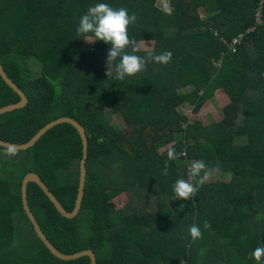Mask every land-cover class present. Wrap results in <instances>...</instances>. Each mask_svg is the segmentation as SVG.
<instances>
[{
	"label": "trees",
	"instance_id": "trees-1",
	"mask_svg": "<svg viewBox=\"0 0 264 264\" xmlns=\"http://www.w3.org/2000/svg\"><path fill=\"white\" fill-rule=\"evenodd\" d=\"M100 2L136 14L131 39L162 36L151 51L133 53L130 45L126 52L146 58L171 51V62L149 60L145 71L123 81L108 77L119 62L106 63L110 45L88 43L76 31L89 6ZM155 2L0 0V60L28 100L24 108L0 115V139L25 143L60 117L84 128L88 152L78 215L62 218L35 183L27 185L40 230L63 255L90 250L96 264H255L254 250L242 249L255 238L256 247L264 243V0L260 8L259 0H170L172 15ZM31 59L41 66L38 77L29 71ZM217 91L229 100L220 122L204 126L180 114L184 104L197 114ZM17 102L19 95L0 75V108ZM106 108L121 116L129 135L105 119ZM169 145L186 156L168 161ZM14 153L0 147V264H90L88 258H54L36 237L20 198L22 178L34 172L72 212L81 158L77 131L56 125ZM194 160H204L208 171L216 169L227 180L205 183L192 200H178L173 186L188 178L186 167ZM165 163L167 176L161 174ZM130 192L141 209L116 210L112 200ZM165 199L175 203L168 216L143 210ZM247 200L253 213L223 234ZM204 221L211 225L207 230ZM193 223L203 231L198 241L189 236Z\"/></svg>",
	"mask_w": 264,
	"mask_h": 264
},
{
	"label": "clouds",
	"instance_id": "clouds-1",
	"mask_svg": "<svg viewBox=\"0 0 264 264\" xmlns=\"http://www.w3.org/2000/svg\"><path fill=\"white\" fill-rule=\"evenodd\" d=\"M162 11L166 15H172L174 9L171 7L170 0H162ZM136 21V14H130L127 8L123 6L113 8L108 3L103 2L89 6L86 13L80 17L76 29L77 35L86 36L87 39L85 41L88 43L100 41L106 45H110L106 63L119 61L115 65L114 72L107 71L106 75L108 77L112 76L116 80L123 81L128 77L136 76L145 71L149 60L161 65H167L171 62L173 55L171 51H164L158 55L149 53L146 58L129 54L125 51L130 45L132 46L133 53L137 51V42L128 35L129 26L135 24ZM8 151L9 155L15 154L11 149ZM183 156H186L185 152H177L173 146L168 147V161L178 160ZM161 174L168 175V163H165ZM208 179L207 163L204 160L192 161L188 170V178H179L175 181L172 190L176 199L183 201L192 200ZM210 227L211 225L207 221H204L203 229L207 230ZM188 232L193 241L203 238L201 226L196 223H193L189 227ZM250 257L255 261V264H264V243L256 247L250 254Z\"/></svg>",
	"mask_w": 264,
	"mask_h": 264
},
{
	"label": "rangeland",
	"instance_id": "rangeland-1",
	"mask_svg": "<svg viewBox=\"0 0 264 264\" xmlns=\"http://www.w3.org/2000/svg\"><path fill=\"white\" fill-rule=\"evenodd\" d=\"M155 6L159 9H162V0H155ZM263 3V0H259L258 5H261ZM199 17L201 19L205 18V13L198 9L197 11ZM168 31H174V29L166 30ZM138 36V35H137ZM162 36L157 35H139L138 37H135L133 39L137 40L136 48L139 51H151L154 48L155 40ZM91 42V41H89ZM40 64L35 61L34 59H31L29 61V71L31 73V76L38 77L40 75ZM185 90V89H184ZM183 89L180 90V92H185ZM229 104L228 98L220 91L215 92L214 96L207 101V103L204 104V106L201 108V110L197 114H192L191 107L188 106V104H184L183 106L179 107L178 110L181 115L186 116L191 122L194 120L201 122L204 126L209 125L211 123H217L220 122L223 118V112L222 109L226 107ZM139 111L143 113L145 111L144 107H140ZM105 119L110 123L114 124L120 131L124 134V136L129 135L130 131L125 125L123 119L118 113H114L111 111L110 108L105 109ZM178 137V136H177ZM124 149L129 154V147L126 142H123L121 144ZM170 146V145H169ZM174 161V160H173ZM190 164L186 167V170H189ZM113 167L111 169H108L107 174L110 177ZM209 179L205 182L206 184L213 183L216 181H224L227 180V177L222 176L218 170L212 169L209 170ZM142 201V200H141ZM140 199H138V195L130 192V193H123L112 200V204L115 207L116 210L123 211L126 214L132 213L135 208L137 207L141 209V205H139ZM144 204L145 201H143ZM174 200L173 199H165L164 203L162 205L155 204V202L147 203L146 206H143L144 211H149L150 213H158L162 218L168 216V214L172 213L174 210ZM241 213H236V216L238 214V217L235 216V220L232 222L233 224H228V226L225 227L223 230V234L228 232L229 230L233 229L237 225H239L241 222L246 220L249 215H251V208H250V202L249 200L243 202L241 205ZM189 209H192V206L188 207ZM237 218V219H236ZM26 234L30 236L29 231H26ZM258 243L257 238L253 239L248 245L245 246L244 249H242L243 252L246 251V253H250L252 250L255 249L256 245ZM179 264H184L183 262H180Z\"/></svg>",
	"mask_w": 264,
	"mask_h": 264
},
{
	"label": "water",
	"instance_id": "water-1",
	"mask_svg": "<svg viewBox=\"0 0 264 264\" xmlns=\"http://www.w3.org/2000/svg\"><path fill=\"white\" fill-rule=\"evenodd\" d=\"M0 75L2 79L6 82V84L10 88H12L14 92H16L19 95V102L12 103L4 107H1L0 115L24 108L28 103L27 97L23 93V91L19 88V86L8 77L1 63V60H0ZM64 123L70 124L77 131L81 139V158L79 160V180H78V187H77V197H76L72 212L68 213L62 208V206L60 205V202L55 198L52 192L49 191L47 186L41 181L39 176L34 172L26 173L21 180V184H20L21 205H22V209L28 221L30 222L32 226V229L36 237L39 239V241L44 245L47 251L54 258L60 261H63V262H70V261H75L81 258H88L90 264H96L95 255L90 250H86V251L79 252V253L69 255V256L63 255L60 252H58L50 244V242L47 240V238L44 236V234L40 230L37 224V221L35 220V217L33 216L28 206V202H27V185L28 183H35L43 191V193L46 195L48 200L54 206L56 212L62 218L67 219V220H72L78 215L80 211V207H81V202L83 199V194H84V184H85V176H86L85 163H86L87 152H88V144H87L88 141H87V135H86L84 128L76 120L70 117H60L44 125L27 142L22 143V144H16V143L7 142L5 140L0 139V147L5 148L7 150L11 149L13 151H24L28 149L29 147L33 146L36 143V141H38L48 130L55 127L56 125L64 124Z\"/></svg>",
	"mask_w": 264,
	"mask_h": 264
},
{
	"label": "built area",
	"instance_id": "built-area-1",
	"mask_svg": "<svg viewBox=\"0 0 264 264\" xmlns=\"http://www.w3.org/2000/svg\"><path fill=\"white\" fill-rule=\"evenodd\" d=\"M255 17H256L255 21L258 23V14L257 13L255 14ZM239 39H240V35H238L237 38L231 40V44L237 43Z\"/></svg>",
	"mask_w": 264,
	"mask_h": 264
}]
</instances>
